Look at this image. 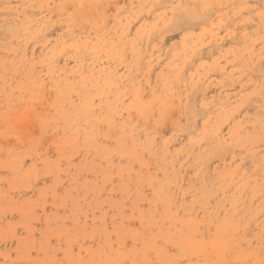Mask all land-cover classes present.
I'll return each instance as SVG.
<instances>
[{
    "label": "rangeland",
    "instance_id": "obj_1",
    "mask_svg": "<svg viewBox=\"0 0 264 264\" xmlns=\"http://www.w3.org/2000/svg\"><path fill=\"white\" fill-rule=\"evenodd\" d=\"M0 264H264V0H0Z\"/></svg>",
    "mask_w": 264,
    "mask_h": 264
},
{
    "label": "bare ground",
    "instance_id": "obj_2",
    "mask_svg": "<svg viewBox=\"0 0 264 264\" xmlns=\"http://www.w3.org/2000/svg\"><path fill=\"white\" fill-rule=\"evenodd\" d=\"M197 1V0H196ZM73 2V1H72ZM235 2V1H234ZM83 3H84V1H83ZM72 6V5H71ZM86 9H87V7H86ZM92 9V8H91ZM213 9V8H212ZM211 10V9H210ZM89 12V11H88ZM190 12V11H189ZM198 12V11H197ZM200 13V12H199ZM207 13V12H206ZM181 14V13H180ZM90 15V14H89ZM176 14H174V16H175ZM184 15V14H183ZM197 15H199V14H197ZM201 15V14H200ZM178 17H179V15H177ZM202 16V15H201ZM204 16V15H203ZM211 16V15H210ZM176 17V16H175ZM205 17V16H204ZM180 18H181V16H180ZM200 18V17H199ZM206 19V18H205ZM208 19V18H207ZM188 20V19H187ZM196 20V19H195ZM194 20V21H195ZM42 21V20H41ZM189 21V20H188ZM201 21V20H200ZM84 23V22H83ZM194 23V22H193ZM197 23V22H196ZM201 24H203V23H201ZM191 25V24H190ZM197 25H199V24H197ZM189 26V25H188ZM194 26H196V24H194ZM11 30V29H10ZM8 32H9V29L7 30ZM12 31V30H11ZM10 33V32H9ZM155 33V32H154ZM43 35V34H42ZM18 36V35H17ZM24 37V36H23ZM151 37V36H150ZM239 43V42H238ZM252 47V46H251ZM80 51V50H79ZM200 56V55H199ZM248 60V59H247ZM86 72V71H85ZM258 72V71H257ZM253 74V73H252ZM184 77H186V76H184ZM184 79V78H183ZM186 79V78H185ZM117 82V81H116ZM66 85V84H65ZM103 85V84H102ZM116 85V84H115ZM63 86V85H62ZM200 86V85H199ZM201 87H204L203 85L201 86ZM199 89V88H198ZM58 90V89H57ZM61 90V89H60ZM116 90V89H115ZM62 92H63V90H61ZM118 92V91H117ZM205 92V91H204ZM70 100V99H69ZM63 102V101H62ZM71 102V101H70ZM83 104V103H82ZM106 104V103H105ZM228 104V103H227ZM62 106V105H61ZM104 106V105H103ZM63 107V106H62ZM81 107V106H80ZM64 109V108H63ZM71 111V110H70ZM62 113V112H61ZM99 114V113H98ZM97 116V115H96ZM94 118V117H93ZM109 120V119H108ZM245 148V147H244ZM227 151V150H226ZM207 166V165H206ZM205 166V167H206ZM166 167V166H165ZM185 220V219H184Z\"/></svg>",
    "mask_w": 264,
    "mask_h": 264
}]
</instances>
